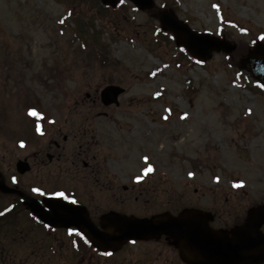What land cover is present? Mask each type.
<instances>
[{
  "label": "rangeland",
  "instance_id": "rangeland-1",
  "mask_svg": "<svg viewBox=\"0 0 264 264\" xmlns=\"http://www.w3.org/2000/svg\"><path fill=\"white\" fill-rule=\"evenodd\" d=\"M87 1L0 0V145L24 135L23 107L32 103L44 114L40 124L96 119L97 140L113 150L122 182L151 166L150 177L160 178L170 195L151 199L149 212L199 202L195 188L228 225L264 205V89L240 66L256 41L264 44V0H177L174 9L154 0L150 12L129 0L105 11ZM161 9L235 51L190 61L173 34L161 30L155 17ZM110 83L126 89L119 107L97 103L87 111L82 104L92 105ZM104 111L111 121L98 116ZM138 243L98 263L181 264L163 240Z\"/></svg>",
  "mask_w": 264,
  "mask_h": 264
},
{
  "label": "flooded vegetation",
  "instance_id": "flooded-vegetation-1",
  "mask_svg": "<svg viewBox=\"0 0 264 264\" xmlns=\"http://www.w3.org/2000/svg\"><path fill=\"white\" fill-rule=\"evenodd\" d=\"M85 97L88 101L92 96L88 93ZM93 100L92 105L82 106L87 111L97 103L103 109L110 108L103 106L99 94ZM0 106H5L3 101H0ZM30 107L37 108L32 103L23 107L26 116L23 114L24 125L21 130L24 129V135H7V140L0 145V151L4 152L0 154V213H4L0 216V264H38L37 261H45L42 264H70L68 258L73 256L75 264H99L98 260L117 256L128 245H133V242H127L116 252L101 253L80 232V235H69V229L77 230L75 227L45 223L39 217L38 211L49 212V200L84 210L87 219L98 229L101 227V218L110 212L148 218L166 212L176 216L183 209L195 208L211 213L213 221L209 226L212 229L228 232L246 220L247 211L237 215L228 225L221 211L210 210L203 204L207 194L196 188L194 194L199 197V202L149 212L147 203L151 199L157 201L166 192L170 195V190L160 188L162 180L150 177L153 175L151 172L147 175L144 172L138 174L144 177L139 182L136 179L122 182L124 175L120 171L121 167L116 165L118 160L113 150L104 148L97 140L96 133L101 129L93 126L96 119L40 124L44 133L40 135L35 131L36 118L27 114ZM98 116H102L103 121L112 120L106 111ZM21 141L24 147L20 146ZM13 177L16 178L15 183ZM33 188H40L45 195L34 193ZM58 191L64 192L77 203L70 204L69 200L55 197L53 193ZM132 201L135 205H132ZM170 203L174 205L172 199L167 202ZM84 215L81 213V218H85ZM261 230L264 232V225ZM160 240L167 242L171 250L178 254L181 264H188L182 261L180 250L173 245L172 240L164 236L158 240L135 243L146 245ZM143 264L154 263L150 260Z\"/></svg>",
  "mask_w": 264,
  "mask_h": 264
},
{
  "label": "water",
  "instance_id": "water-1",
  "mask_svg": "<svg viewBox=\"0 0 264 264\" xmlns=\"http://www.w3.org/2000/svg\"><path fill=\"white\" fill-rule=\"evenodd\" d=\"M121 0H101L103 6L115 8ZM139 10L150 11L154 0H130ZM161 29L171 31L177 46H182L194 60L206 62L213 52L235 51L231 43L192 31L173 13L161 9L155 13ZM251 54L240 58V66H248L251 75L264 85V44L256 42ZM124 89L114 85L105 87L100 99L105 106L118 105V96ZM49 213L38 211L45 223L58 226H76L100 251H117L127 240L159 239L165 235L173 239L180 250L182 261L188 264H261L264 261V234L260 227L264 224V205L251 208L247 220L230 233L212 230L210 213L196 209H184L177 216L164 213L149 218H135L119 213H108L101 218L102 231L98 230L86 217L84 210L63 202L49 200ZM81 213L85 216L81 218ZM230 235V236H229Z\"/></svg>",
  "mask_w": 264,
  "mask_h": 264
},
{
  "label": "snow or ice",
  "instance_id": "snow-or-ice-1",
  "mask_svg": "<svg viewBox=\"0 0 264 264\" xmlns=\"http://www.w3.org/2000/svg\"><path fill=\"white\" fill-rule=\"evenodd\" d=\"M123 2H124V0H121V3H123ZM260 39L264 40V36H261ZM155 74L156 73H152V75H155ZM261 87H264V85H261ZM157 95H159V93H157ZM251 111H252L251 109H248L249 114H251ZM27 114L29 116H31V117H35L36 118V121H34V123H35V131L37 133H39L40 135H43L44 133H43L41 125H40V123L38 121L44 119V114L41 111H38L37 108H35V107H30L28 109ZM186 115L187 114H185V117H182V118H186ZM50 123H55V121H50ZM20 146L21 147L25 146L23 141L20 142ZM144 159H145V161H147L148 157H144ZM152 171H154V169L151 166H148L147 168L144 169V175H147L148 173H150ZM188 175L192 176V175H194V173L190 172ZM12 179H13V182L15 183L16 182V178L13 177ZM142 179H143L142 176L138 175L136 177L137 182L141 181ZM236 186L240 187L241 185L238 184ZM32 191L34 193H37L38 195H41V196L45 195V192L42 191L40 188H33ZM53 195L55 197L59 198V199H62V200H69L70 204H76L77 203V201L75 199H69V197L62 191L54 192ZM2 215H4V213H0V216H2ZM73 233H75L77 235H80V233L77 230L69 229V235H72ZM133 243H135V241H133Z\"/></svg>",
  "mask_w": 264,
  "mask_h": 264
},
{
  "label": "trees",
  "instance_id": "trees-1",
  "mask_svg": "<svg viewBox=\"0 0 264 264\" xmlns=\"http://www.w3.org/2000/svg\"><path fill=\"white\" fill-rule=\"evenodd\" d=\"M55 1H57V2H62V1H71V0H55ZM74 1H79V2H81V3H79V4H77V5H84V3L85 4H87V3H89V1H87V0H74ZM93 1H97V2H99V0H93ZM123 4H124V2H123ZM161 4H162V7L163 8H168V9H172L173 7H177V0H161ZM119 7L121 8V7H123V5H122V3L119 5ZM101 8L105 11L107 8H104V7H102L101 6ZM174 9V8H173ZM76 33V37H78V38H81L80 37V33H82V29H81V26L79 25L78 26V28H77V31H75ZM244 50H246L245 48H240L239 49V51H244ZM239 51H237V54L239 55ZM184 53V52H183ZM184 56L187 58V59H189L190 61H191V59L188 57V55L186 54V53H184Z\"/></svg>",
  "mask_w": 264,
  "mask_h": 264
}]
</instances>
